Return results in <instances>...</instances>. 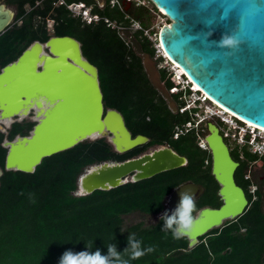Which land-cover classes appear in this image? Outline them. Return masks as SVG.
<instances>
[{
    "label": "trees",
    "instance_id": "16d2710c",
    "mask_svg": "<svg viewBox=\"0 0 264 264\" xmlns=\"http://www.w3.org/2000/svg\"><path fill=\"white\" fill-rule=\"evenodd\" d=\"M36 1L11 0L17 5L19 22L0 34V68L33 40L44 41L51 34L72 36L81 42L84 56L98 68L105 106L122 113L132 136L142 134L149 141L124 153L113 151L103 138L84 141L43 158L33 173L4 171L0 176V264H59L67 250H100L107 254L109 243L123 252L132 234L144 249L155 250L138 259L123 254L128 264H261L264 215L257 204L220 230H211L192 248L187 247V239L175 240L171 233L162 231L163 221L156 217L164 208L167 195L184 181L201 183L205 188L196 210L207 204L217 205L218 187L210 174V152L198 145V136L189 131L173 138L175 126L189 120V114L173 113L168 108L147 78L141 57L122 36V30L104 20L107 18L120 27L138 21L149 28L151 11L161 14L157 7L131 1L125 10L126 3L122 7L111 6L110 0H105L103 7L95 0H65L83 1L92 13L102 17L87 23L73 16L63 4L55 5L57 0H42L35 6ZM26 3L32 6L28 12L24 9ZM48 19L52 20V27ZM133 35L142 51L153 58L151 40L142 30H134ZM159 72L168 91L177 85L172 73L161 68ZM171 96L178 106L183 103L180 93ZM33 124L30 120L14 122L6 136L12 139L16 134L25 135ZM3 138L0 132V168L4 167L6 154V148L1 146ZM224 140L233 158L240 161L235 177L245 188L242 169L258 157L246 146ZM157 144L170 146L187 158V164L109 190H95L85 196L72 194L77 177L86 166L105 160L121 161Z\"/></svg>",
    "mask_w": 264,
    "mask_h": 264
},
{
    "label": "water",
    "instance_id": "95a60500",
    "mask_svg": "<svg viewBox=\"0 0 264 264\" xmlns=\"http://www.w3.org/2000/svg\"><path fill=\"white\" fill-rule=\"evenodd\" d=\"M99 7L105 0H95ZM169 20L158 30L157 40L167 57L211 100L232 114L264 129V0H150ZM129 4V1L123 0ZM127 10V7L125 8ZM13 13L0 7V34L11 23ZM152 86L177 113V104L161 81L156 61L144 53L129 29L122 30ZM234 44L227 45L225 40ZM82 44L69 35H51L33 40L12 61L0 68L1 146L6 148L4 171L33 173L43 158L84 141L100 138L116 153H124L149 138L132 136L124 117L106 107L98 68L83 54ZM34 122L27 134L7 138L14 122ZM211 155V173L219 184L223 202L218 208L204 206L195 216L199 237L225 220L241 215L247 205L243 190L234 181L238 165L218 127L209 123L203 137ZM187 164V158L166 144H157L136 156L88 165L77 177L75 196L109 190ZM190 191L197 200L201 184L183 182L167 195L164 208L170 215L180 194ZM264 264V262L262 263Z\"/></svg>",
    "mask_w": 264,
    "mask_h": 264
},
{
    "label": "built area",
    "instance_id": "2783aa9c",
    "mask_svg": "<svg viewBox=\"0 0 264 264\" xmlns=\"http://www.w3.org/2000/svg\"><path fill=\"white\" fill-rule=\"evenodd\" d=\"M134 1L138 4H146L144 0H126ZM150 1V0H149ZM58 4H63L73 16H79L87 23H93L102 17L97 13L91 12V7L86 5L83 1H74L66 3L65 0H57ZM151 2V1H150ZM152 3V2H151ZM111 6L122 7L119 0H110ZM162 13V12H161ZM163 14V13H162ZM163 16H165L163 14ZM168 20V18L165 16ZM105 21L112 27H117L120 30H142L143 33L151 40L154 48V57L158 69H165L172 73L176 86L169 90L170 94H179V99L183 101L181 105H177L178 113L187 112L190 119L185 123L178 124L174 128L173 138L177 139L189 131H193L198 136V145L205 150H208L206 143L203 140L205 133L204 124L209 120H217V127L223 139H227L231 145L246 146L247 149L256 155L259 159H264V130L258 126L242 120L236 115L232 114L219 104L211 100L205 93H203L191 80L184 74L177 64L172 62L163 52L161 45L157 40V34L152 31V28H144L138 21H132L128 27L117 26L115 22ZM207 163V161H206Z\"/></svg>",
    "mask_w": 264,
    "mask_h": 264
},
{
    "label": "clouds",
    "instance_id": "9594fccd",
    "mask_svg": "<svg viewBox=\"0 0 264 264\" xmlns=\"http://www.w3.org/2000/svg\"><path fill=\"white\" fill-rule=\"evenodd\" d=\"M159 11V10H158ZM161 13V11H159ZM168 24V23H167ZM227 45L234 44L232 39L224 41ZM196 212V200L190 191H184L180 194V201L176 208L169 215L165 212L160 219L163 221L162 231L171 233L173 239H189L195 243V236L199 224L198 217L194 215ZM127 247L123 252L116 250V245L109 243L107 254H102L100 250L73 252L65 251L60 257L59 264H128V260L123 258V254L127 253L130 259H138L155 249L149 247L144 249L142 242L135 238V234L128 236ZM88 249L91 247L86 246Z\"/></svg>",
    "mask_w": 264,
    "mask_h": 264
},
{
    "label": "flooded vegetation",
    "instance_id": "af4514ba",
    "mask_svg": "<svg viewBox=\"0 0 264 264\" xmlns=\"http://www.w3.org/2000/svg\"><path fill=\"white\" fill-rule=\"evenodd\" d=\"M42 3V0H38L36 1L35 3V6L39 5ZM55 5L58 4L57 1H54ZM131 3L130 2L129 4H127V9L128 7L131 6ZM106 4V1L104 2V5ZM103 5V6H104ZM102 6V7H103ZM0 7L3 9V10H9L13 13V18L11 20V23L7 26L8 28L13 26L15 23L19 22V18L17 17V5L13 2H11V0H0ZM24 9L26 10V12H28L29 10L32 9V6H29L27 3L24 5ZM49 22L51 23H48L49 27H52V20L51 19H48ZM133 34V31L130 30ZM122 33V32H121ZM51 35H55V34H51ZM50 35V36H51ZM45 41V40H44ZM129 43V42H128ZM130 44V43H129ZM214 123L216 126H217V120L213 119V120H209V121H206L205 124H204V129H205V133L204 135L207 133V128H208V124L209 123ZM203 135V137H204ZM225 141V140H224ZM226 143V142H225ZM228 146V145H227ZM152 147V146H151ZM150 148V147H149ZM229 149V154L231 156V158L238 163L235 171H234V181L236 183V185H238L244 192V196L247 200V205L244 209V211H246L249 206L253 205V204H257L259 205V209H260V212L264 215V159H259L257 158L255 161H250L248 162L247 164V167H244L242 169V173H243V179L245 181V188L242 187L241 185H239L236 181V177H235V173H236V170L239 168L240 166V161H237L233 158V156L231 155L230 153V148L228 147ZM146 151V150H145ZM144 152V151H143ZM142 153V152H141ZM136 156V155H135ZM210 174L212 175L211 173V166H210ZM213 176V175H212ZM213 179L215 180L214 176H213ZM187 181H191V180H187ZM186 182V181H184ZM193 182V181H191ZM215 182L217 183L218 187L216 189V192H215V195H216V206H212V205H204V206H209V207H212V208H218L223 200L222 198L220 197L219 193H218V189H219V184L218 182L215 180ZM183 183V182H182ZM194 183H197V182H194ZM181 184V183H180ZM197 184H201V183H197ZM202 185V184H201ZM203 186V185H202ZM204 187V186H203ZM205 192V188H204V191L203 193L201 194V196L196 200V203L200 200V198L202 197V195L204 194ZM204 206H201V207H204ZM199 207V208H201ZM198 208V209H199ZM197 209V210H198ZM196 210V211H197ZM243 211V212H244ZM196 213V212H195ZM194 213V215H195ZM240 216V215H239ZM238 216V217H239ZM238 217H236L235 219H232V220H225L224 221V224L222 225V227L226 226L227 224H229L230 222L236 220ZM222 227L220 228H214V229H218L220 230ZM213 230V229H212ZM211 230L209 232H207L206 234H204L203 236H200L199 237V242L201 239H204L205 236L211 234L210 233ZM264 262V260L262 261V263ZM261 263V264H262Z\"/></svg>",
    "mask_w": 264,
    "mask_h": 264
},
{
    "label": "rangeland",
    "instance_id": "374dc122",
    "mask_svg": "<svg viewBox=\"0 0 264 264\" xmlns=\"http://www.w3.org/2000/svg\"><path fill=\"white\" fill-rule=\"evenodd\" d=\"M146 4L151 8L152 3L148 2L147 0H144ZM168 20L163 16V14H159L156 12L151 11L150 16H149V23H150V28H152V31L157 34V31L159 30L160 26L162 24L167 23ZM48 23H51L48 21Z\"/></svg>",
    "mask_w": 264,
    "mask_h": 264
},
{
    "label": "bare ground",
    "instance_id": "6f19581e",
    "mask_svg": "<svg viewBox=\"0 0 264 264\" xmlns=\"http://www.w3.org/2000/svg\"><path fill=\"white\" fill-rule=\"evenodd\" d=\"M254 126H256V125H254ZM260 128V127H259ZM264 130V129H263Z\"/></svg>",
    "mask_w": 264,
    "mask_h": 264
}]
</instances>
